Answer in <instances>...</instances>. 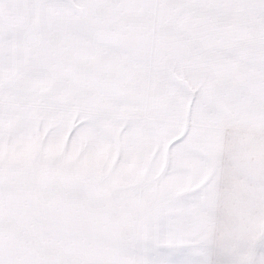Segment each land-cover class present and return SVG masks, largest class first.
Masks as SVG:
<instances>
[{"label": "snow or ice", "instance_id": "snow-or-ice-1", "mask_svg": "<svg viewBox=\"0 0 264 264\" xmlns=\"http://www.w3.org/2000/svg\"><path fill=\"white\" fill-rule=\"evenodd\" d=\"M0 264H264V0H0Z\"/></svg>", "mask_w": 264, "mask_h": 264}]
</instances>
